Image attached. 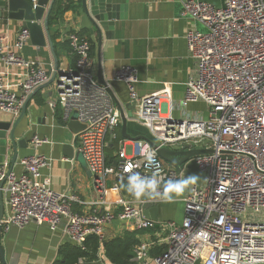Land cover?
I'll return each mask as SVG.
<instances>
[{
	"label": "built area",
	"instance_id": "1",
	"mask_svg": "<svg viewBox=\"0 0 264 264\" xmlns=\"http://www.w3.org/2000/svg\"><path fill=\"white\" fill-rule=\"evenodd\" d=\"M178 2L180 15L203 27L185 35L195 73L186 81L178 104L170 100L166 89L139 95L135 89L138 71L131 65H121L112 77L97 81L90 42L69 31L64 38L74 55V68L58 75L56 98L47 105L51 110L59 106L65 118L75 113L83 124L74 134L76 150L100 193L105 192L109 175L127 179L133 173L151 177L155 172L161 190L168 179L182 175V170L166 166L146 139L133 141L131 155L120 145L118 159L106 164L108 138L120 123V110L111 100L112 81L126 84L135 106L134 119L148 129L158 147L182 149L190 144L210 150L192 157L202 179L182 198L180 222L158 224V231L156 221L142 214L144 199L138 203L123 200L110 207L101 198L92 204L102 208L76 211L73 205L83 202L75 194L52 189L42 179L41 170L50 165V158L35 153L18 159L19 171L10 169L7 161L1 165L0 184H4L10 209L1 220L3 231L31 222L45 224L51 231L62 228L68 242L82 246L89 235L101 241L111 221H128L138 230H152L150 238L133 250L136 264H144L151 250L162 244L165 249L151 257L152 264H264V0H225L222 6L205 0ZM28 38L26 28L13 43L0 35V62L6 68H22L20 93L10 89L0 71V112L13 118L26 97L52 75L19 53ZM197 101L206 105V117L185 111L188 103ZM175 107L181 112L178 118L171 113ZM31 141L36 147L50 142L37 135ZM146 151L155 154L158 168L146 166ZM113 187L118 189V184ZM96 262L109 264L100 252Z\"/></svg>",
	"mask_w": 264,
	"mask_h": 264
},
{
	"label": "crops",
	"instance_id": "2",
	"mask_svg": "<svg viewBox=\"0 0 264 264\" xmlns=\"http://www.w3.org/2000/svg\"><path fill=\"white\" fill-rule=\"evenodd\" d=\"M112 1L125 6L120 11L125 17L115 20L111 31L101 30L100 44H98V35L92 26L91 17L84 12L81 0H65L61 2V5L69 6L55 22L48 23L50 42L44 35L45 45L37 46L33 45L28 38L19 53L26 59L39 62L49 74H67L74 68V55L64 37L69 31H75L93 45V53L89 55L97 81L109 79L121 65H131L138 71L139 81L135 84V89L139 95L166 89L170 100L178 104L183 99L186 81L195 73V61L187 51L185 35L189 30H202V25L190 17L180 15L178 0ZM205 1L215 6H222L225 2V0ZM5 2L6 0H0V35L6 42L13 43L23 26L20 21L8 17L6 10L2 8ZM48 5L49 3L44 9L43 17ZM106 33L108 35L111 33V36L107 37ZM0 71L4 72V81L10 89L20 93L22 68L16 66L6 68L0 62ZM48 81L45 84H48ZM54 98H56L55 82L41 88L29 99L25 113L15 131L16 139L26 137V143L17 147L14 161H12L14 152L10 143L7 141L5 146L0 145V169L2 163L7 161L10 169L19 171L18 159L25 155L39 153L48 156L50 165L41 170L42 179L47 180L56 191L75 194L83 203H75L73 209L80 212L90 211L94 207L102 208L104 205L92 204L101 198L110 207L118 205L123 200L133 203L142 200L145 196L137 199L119 185L118 189H115L114 183L121 178L113 175L108 176L105 192L100 193L95 189L93 176L81 155L77 153L76 137L67 127V121L72 113L65 118L63 110L57 106L63 113L62 121H57L54 116L55 109L51 110L47 105V102ZM111 100L127 119L125 132L121 131L120 120L119 125L114 129L113 136L108 138L109 145L113 137L119 136L115 149V159H118L120 145H123L126 155H131L133 141L154 140V138L145 126L134 119L135 106L129 100L125 83L112 81ZM202 106L206 108L201 101L190 102L186 105L185 111L192 116L206 117L207 110L205 116L201 114ZM171 113L176 118L181 114L176 107ZM14 119L9 113L0 112V120L12 123ZM125 134L130 138H125ZM33 135L45 137L50 142L36 147L31 141ZM66 144H69V147L65 148ZM164 163L168 167L182 170L180 178L196 174L200 177L197 182L202 179L192 158L177 166L167 161ZM192 168H195L196 172H193ZM0 185V202L3 203L2 219H4L10 209L4 184ZM190 187L191 185L180 197L174 198L173 202H166L160 198L155 201L158 207L155 228L158 231L161 230L158 224L167 221L180 222L183 212L182 198L189 193ZM171 211L180 213V220L166 219V215ZM133 225L132 222L113 220L106 225L104 238L120 235L126 230H138ZM151 235L152 230H138L136 237L140 242L148 240ZM64 242H67V238L62 228L51 231L45 224L37 225L33 222L21 229L11 227L7 231L2 230L0 234L5 264H51L57 258L59 246ZM152 256L154 255L150 253L144 264H152Z\"/></svg>",
	"mask_w": 264,
	"mask_h": 264
},
{
	"label": "water",
	"instance_id": "3",
	"mask_svg": "<svg viewBox=\"0 0 264 264\" xmlns=\"http://www.w3.org/2000/svg\"><path fill=\"white\" fill-rule=\"evenodd\" d=\"M55 0H36L35 4L31 3L29 0H6L3 9L6 10L8 17L11 19H16L20 21L23 28H26L29 32V38L33 45L43 46L46 41L44 35L49 38V20L48 16L51 11L52 5ZM49 3L46 13L43 17L44 9ZM81 6L84 12L89 15L91 18L92 26L98 35V44L101 41V30L107 32L111 31L114 26L115 20H119L125 17L124 13L120 11L125 7L121 4H116L112 0H81ZM106 36H111L106 33ZM58 82V75L53 73L48 81V84ZM48 84H43L37 87L30 95H28L22 105L21 112L11 123L10 121L5 122L0 120V145L5 146L7 141L10 143L13 149L12 161H14L17 154V147L21 144L26 143V137L22 139H16L15 131L16 127L23 117L26 105L29 99L41 88L45 87ZM121 120V131L125 132L126 128V117L124 113L120 112ZM67 127L72 133H77L83 128V124L77 120L75 113L70 115V119L67 121ZM125 138H130L129 135L125 134ZM150 142L152 147L156 148V152L161 159L167 161L173 165H180L192 158L193 156L208 153L210 150L201 149V148H192L190 144H185L182 149H170L168 147H158L153 141L146 139ZM64 147H69V144L64 145ZM78 153V152H77ZM79 154V153H78ZM115 163V162H114ZM123 179V177H120ZM146 203L142 205V214L145 218L156 221L158 214V207L155 205V201L158 198H150L145 196L143 198ZM2 214H3V203L0 202V234L2 231ZM0 260L1 264H5L3 258V252L0 245Z\"/></svg>",
	"mask_w": 264,
	"mask_h": 264
},
{
	"label": "trees",
	"instance_id": "4",
	"mask_svg": "<svg viewBox=\"0 0 264 264\" xmlns=\"http://www.w3.org/2000/svg\"><path fill=\"white\" fill-rule=\"evenodd\" d=\"M65 0H55L48 16L49 23L55 22L69 5H61ZM69 1V0H68ZM93 53V45L90 44L89 54ZM60 108V107H59ZM55 119L62 121L63 113L56 107ZM117 137V138H116ZM112 138L111 144L105 149L106 164L112 165L115 158V149L119 136ZM119 187L126 189L127 180H117ZM138 230H126L120 235L103 238L101 241L97 236L86 237L82 246L64 242L57 251V258L51 264H98L96 262L99 252L103 259L109 264H133V250L139 243L136 237ZM165 249V245L153 248L150 253L156 255Z\"/></svg>",
	"mask_w": 264,
	"mask_h": 264
},
{
	"label": "clouds",
	"instance_id": "5",
	"mask_svg": "<svg viewBox=\"0 0 264 264\" xmlns=\"http://www.w3.org/2000/svg\"><path fill=\"white\" fill-rule=\"evenodd\" d=\"M147 167H156L159 165L155 160V154L151 151L144 153ZM133 165L129 164L131 169ZM200 177L196 174L188 175L180 179H168L162 186L158 179V174L153 173L151 177L142 176L140 173H133L127 177L126 190L137 199L144 196L150 198H160L166 202H173L174 198L180 197L188 186L195 184Z\"/></svg>",
	"mask_w": 264,
	"mask_h": 264
},
{
	"label": "rangeland",
	"instance_id": "6",
	"mask_svg": "<svg viewBox=\"0 0 264 264\" xmlns=\"http://www.w3.org/2000/svg\"><path fill=\"white\" fill-rule=\"evenodd\" d=\"M201 108V107H200ZM202 111H201V114L202 115H206V108H205V106H204V108H203V106H202V109H201ZM190 164V163H189ZM191 165V164H190ZM192 171L193 172H196V169L195 168H192ZM202 175V174H201ZM176 213H174V211H171L168 215H166V219H173V220H180V217H181V215H180V213H177V211H175Z\"/></svg>",
	"mask_w": 264,
	"mask_h": 264
}]
</instances>
